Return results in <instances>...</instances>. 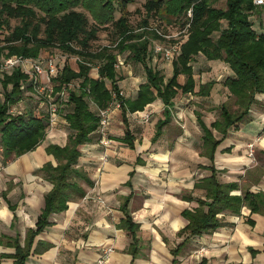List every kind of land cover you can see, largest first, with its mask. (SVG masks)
I'll list each match as a JSON object with an SVG mask.
<instances>
[{
  "label": "crops",
  "instance_id": "crops-1",
  "mask_svg": "<svg viewBox=\"0 0 264 264\" xmlns=\"http://www.w3.org/2000/svg\"><path fill=\"white\" fill-rule=\"evenodd\" d=\"M250 19L256 32L264 33V7H257ZM185 35L181 43L187 39L186 30ZM155 41L147 62L166 83L174 73V59L163 62ZM127 55L118 56L117 62L122 59L126 64L116 68L117 83L126 98L135 100L147 82V72ZM45 57L46 52L33 59L45 61ZM76 60L58 62L57 74L65 63L78 71ZM190 64L194 89L184 92L176 87L169 113L152 88L156 98L127 121L121 109L112 110L110 146H103L98 135L93 139L98 141L83 145L79 165L90 172L94 184H84L85 197L69 202L68 209L49 215V225L35 238L29 264H96L108 249L107 264H264V94L247 118L225 126L220 107L238 109L224 84L233 70L224 60H210L203 54ZM137 66L142 67L140 75L133 73ZM16 68L0 72L1 99L12 88H4L5 75ZM90 76L98 79V68H92ZM186 81V75H178V83ZM207 82L211 83L208 93L200 95L201 85ZM70 84L74 85L70 89H77L80 81ZM29 86L30 79L21 84L23 92L12 113L49 119L46 106ZM54 94L62 102L59 122L48 125L45 138L34 149L6 163L0 157V254L15 252L7 237H18L24 245L29 229L36 228L52 188L41 169L47 163L57 165L47 147L68 142V91ZM91 108L96 109L93 104ZM147 113L150 119L144 122L140 116ZM251 142L254 158L248 156ZM211 176L229 186V195L239 203L216 214L218 226L193 234L190 219L207 212L212 201L196 184ZM13 262L0 256V264Z\"/></svg>",
  "mask_w": 264,
  "mask_h": 264
},
{
  "label": "trees",
  "instance_id": "trees-1",
  "mask_svg": "<svg viewBox=\"0 0 264 264\" xmlns=\"http://www.w3.org/2000/svg\"><path fill=\"white\" fill-rule=\"evenodd\" d=\"M131 1L0 0V57L38 58L43 48L53 46L76 57L79 66L76 71L65 63L53 79L56 92L68 91L70 111L65 114L69 127L68 142L65 146L50 144L47 147V151L56 157L57 165L47 163L41 170L44 180L50 182L52 188L45 196V208L36 228L29 229L24 245L20 244L18 237H7L8 245L13 246L15 252L0 256L13 258V264H29L35 238L49 225V215L66 210L69 202L85 197L84 184L93 186L90 172L79 165V160L83 145L100 139L97 133L100 123L98 109L110 106L113 92L120 89L115 67L120 54L128 52L127 59L142 63L147 72V82L141 85L137 99L123 97L121 100L125 121L156 96L163 99L167 114L176 87L184 92L193 91L195 82L190 63L198 54L210 60H224L234 72L224 84L238 109L231 112L225 105L220 107L225 126L247 118L251 107L259 101V95L264 94V33L256 32L250 19L257 8L254 0H227L225 8L213 6L209 0H147L146 15L136 27L128 22L127 6ZM189 10H192L191 17L188 16ZM116 12L120 13L118 18ZM14 19L19 23L12 26ZM152 19L159 25L154 26ZM171 23L187 28V39L180 42L179 53L174 57V73L165 83L161 72L150 67L147 60L152 52V42L165 40L159 32L167 34L166 30L163 32L160 28ZM102 30H112L114 41L95 47L93 42ZM94 67L98 68V79L90 76ZM181 74L187 76L183 85L177 82ZM28 79L26 73L16 68L3 80L5 89L12 86L9 92H4L3 99L0 97V157L5 163L34 149L47 133V115L11 111L23 92L21 84ZM76 80L80 81L79 87L70 89L69 84ZM210 84L201 85L199 94H207ZM29 87L32 88L31 80ZM152 88L157 90L156 96ZM97 135L98 140H93ZM196 185L212 201L207 212L190 219L188 228L193 234L218 226L216 214L225 208L234 209L239 203L238 198L229 195V186L219 184L214 176ZM188 216L192 214L188 212Z\"/></svg>",
  "mask_w": 264,
  "mask_h": 264
},
{
  "label": "built area",
  "instance_id": "built-area-1",
  "mask_svg": "<svg viewBox=\"0 0 264 264\" xmlns=\"http://www.w3.org/2000/svg\"><path fill=\"white\" fill-rule=\"evenodd\" d=\"M254 4L257 7H264V0H254ZM188 16H192V10L188 11ZM159 34L163 37H171L169 34H163L159 32ZM2 45V44H1ZM0 45V46H1ZM157 52H160L162 48L157 46ZM174 52L176 54L179 52V44L174 47ZM174 53L170 56V52L166 53L168 58L174 59ZM124 65L122 60H119L115 67L118 68ZM20 68L24 73H26L32 84L33 93L43 102L48 110L49 115V125L54 126L59 122L61 117V110H62V102L61 99L56 97L55 90H54V77L56 76L59 65L56 62V58L54 56L47 57L45 61L36 60L33 58H27L18 55H12L5 58L3 61L0 62V72L11 68ZM74 87L73 84H69V88ZM63 93V92H62ZM125 97V92L123 89H119L118 91L113 92V101L111 102L110 106L104 109H98V113L100 116V123L97 129V133L99 134V142L105 146H110L112 140L110 136V125L112 120V110L114 109H121L122 108V99ZM136 113V112H135ZM134 114V113H132ZM140 118L147 122L150 119V113H147ZM248 156L250 158L255 157V143L251 142L248 144ZM111 252V249L105 250L101 253L99 258L97 259L96 264H107L108 257Z\"/></svg>",
  "mask_w": 264,
  "mask_h": 264
},
{
  "label": "rangeland",
  "instance_id": "rangeland-1",
  "mask_svg": "<svg viewBox=\"0 0 264 264\" xmlns=\"http://www.w3.org/2000/svg\"><path fill=\"white\" fill-rule=\"evenodd\" d=\"M226 2H227V0H209V3L211 5L216 6L218 8H225ZM146 3H147V0H132L131 3L127 6V10H129L128 22H130L132 24V26L136 27L142 22V19L146 15L145 14V11H146V8H145L146 5L145 4ZM252 14H254V12ZM119 16H120V13L116 12V17L118 18ZM18 23H19V20H15V19L12 20V26H15ZM151 23L154 26L159 25V23L156 21H153V19L151 20ZM262 23L264 24V19L262 20ZM165 25L167 27H165L163 24V26L160 29L163 30V32L166 30V33L171 35V37H168L162 41L157 40L154 42V44H155V48L157 46H160L162 48V50L160 52H158L160 54L159 58H161V60L163 62L164 61L170 62V61H172V58H168L166 56V53L169 51L170 56H172L173 53H174V55H173L174 57L177 55L176 52H174V47H176L177 44H180V41H182V39H184L186 37L185 30L187 28L185 29L180 24H175V23H171L169 25L165 24ZM111 31L112 30L100 31L99 32V38L93 42L94 46L95 47H101V46L109 45L110 43H112V41H114V34L111 33ZM44 52H46L45 58L54 56V58L57 59V63L61 62L60 64H62L64 62V60L67 58H74L72 55H68V54L64 53L63 51H61V49H59L58 47H53V46H51L50 48H43L41 50V53H40L38 58H40L42 55H44ZM156 53H157V51H156ZM124 54H126V53H124ZM120 60H122V59H120ZM129 62H131V61H129ZM124 64H126V62H124ZM130 66H131V69H133L134 65L132 62L130 63ZM141 71H142V67L137 66L136 69L133 70V73L135 72L136 74L140 75Z\"/></svg>",
  "mask_w": 264,
  "mask_h": 264
}]
</instances>
